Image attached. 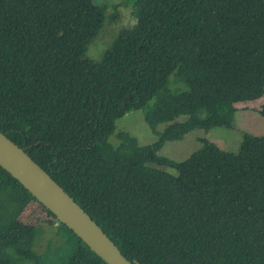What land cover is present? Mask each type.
<instances>
[{"label": "trees", "instance_id": "16d2710c", "mask_svg": "<svg viewBox=\"0 0 264 264\" xmlns=\"http://www.w3.org/2000/svg\"><path fill=\"white\" fill-rule=\"evenodd\" d=\"M135 1V24L97 60L87 50L107 4L0 0V131L132 264H264V135L243 134L237 154L207 140L181 161L160 154L264 95V0ZM134 109L164 130L114 146ZM31 202L0 166V264H107L62 222L37 253L38 227L19 219Z\"/></svg>", "mask_w": 264, "mask_h": 264}, {"label": "rangeland", "instance_id": "374dc122", "mask_svg": "<svg viewBox=\"0 0 264 264\" xmlns=\"http://www.w3.org/2000/svg\"><path fill=\"white\" fill-rule=\"evenodd\" d=\"M96 4H107L106 21L99 36L89 45L87 54L94 59H101L113 37L122 28H130L136 22L134 10L135 0H94ZM111 16L115 21H111ZM264 104V95L251 101L235 103L231 124L208 129H196L180 140L168 141L160 151L175 161L186 159L191 153L199 149L203 140L215 143L222 150L237 154L243 140V134L264 135V115L260 109ZM180 117L179 120H184ZM165 124H159L154 131L145 118L143 109H134L116 120V129L109 137V141L118 146L121 143L120 132L135 137L140 145H149L156 142L159 134L164 130ZM171 173H177L172 167L162 166ZM57 218V217H56ZM54 218L42 204L31 202L23 210L19 219L28 225L38 227V236L34 243V250L43 253L47 242L59 240V220ZM129 260V259H128ZM132 263V262H131Z\"/></svg>", "mask_w": 264, "mask_h": 264}, {"label": "water", "instance_id": "95a60500", "mask_svg": "<svg viewBox=\"0 0 264 264\" xmlns=\"http://www.w3.org/2000/svg\"><path fill=\"white\" fill-rule=\"evenodd\" d=\"M0 166L107 264H132L78 202L24 148L1 131Z\"/></svg>", "mask_w": 264, "mask_h": 264}]
</instances>
